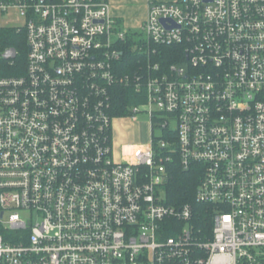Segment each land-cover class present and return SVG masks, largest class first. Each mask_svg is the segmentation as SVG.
Listing matches in <instances>:
<instances>
[{
  "label": "built area",
  "instance_id": "obj_1",
  "mask_svg": "<svg viewBox=\"0 0 264 264\" xmlns=\"http://www.w3.org/2000/svg\"><path fill=\"white\" fill-rule=\"evenodd\" d=\"M12 9L27 52L22 72L0 44V71L21 70L0 74V264H264V0L150 1L137 33L109 0H0ZM117 83L145 99L118 118L151 129L120 160ZM174 160L201 171L205 220L165 202Z\"/></svg>",
  "mask_w": 264,
  "mask_h": 264
},
{
  "label": "trees",
  "instance_id": "obj_2",
  "mask_svg": "<svg viewBox=\"0 0 264 264\" xmlns=\"http://www.w3.org/2000/svg\"><path fill=\"white\" fill-rule=\"evenodd\" d=\"M133 40L127 41L122 46V55L118 62L119 72L130 73L137 63V54L132 48ZM0 44L2 47L12 46L20 55L19 60L22 61V72L24 70L23 62L25 63V55L27 52V43L25 41V34L22 31H16L11 26L0 27ZM162 53L165 56H160L157 59H167L169 56L167 52L177 49L173 46L161 47ZM18 57V56H17ZM185 60V56H182L180 60L176 58H169V62H179ZM21 70H14V68L5 67V63L2 64L0 74H18ZM111 104L112 114L116 117H124L130 114V108L139 103L144 102V95L135 93L134 89L130 85L125 83H117L111 88ZM201 171H197L196 168H189L188 170L182 169L177 160H174L169 166V175L166 183L164 184L165 202L170 204H182L190 203L193 205L195 215L200 220H205L203 211V205L195 201L194 195L200 180Z\"/></svg>",
  "mask_w": 264,
  "mask_h": 264
},
{
  "label": "rangeland",
  "instance_id": "obj_3",
  "mask_svg": "<svg viewBox=\"0 0 264 264\" xmlns=\"http://www.w3.org/2000/svg\"><path fill=\"white\" fill-rule=\"evenodd\" d=\"M24 20L17 9L8 10L6 13L0 12V27L9 25H21ZM149 115L146 112H140L136 120L128 118H115L112 121V144L115 159L120 160L124 146L130 144L146 143L151 134ZM158 134V130L154 132ZM28 218V213L22 214ZM36 221V214L32 216Z\"/></svg>",
  "mask_w": 264,
  "mask_h": 264
},
{
  "label": "crops",
  "instance_id": "obj_4",
  "mask_svg": "<svg viewBox=\"0 0 264 264\" xmlns=\"http://www.w3.org/2000/svg\"><path fill=\"white\" fill-rule=\"evenodd\" d=\"M150 1L172 0H109V13L119 26L137 33L146 18Z\"/></svg>",
  "mask_w": 264,
  "mask_h": 264
}]
</instances>
